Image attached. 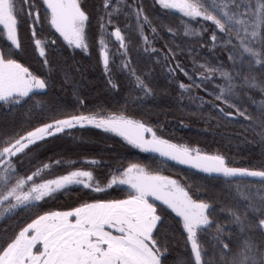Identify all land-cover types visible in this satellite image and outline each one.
I'll return each mask as SVG.
<instances>
[{
    "label": "snow or ice",
    "instance_id": "snow-or-ice-1",
    "mask_svg": "<svg viewBox=\"0 0 264 264\" xmlns=\"http://www.w3.org/2000/svg\"><path fill=\"white\" fill-rule=\"evenodd\" d=\"M170 10L209 24L208 29L203 24L182 28L185 34L210 32L208 43L200 47L225 49L226 62L215 56L214 64L196 58L193 64L201 71L195 72L180 61L184 53L179 45L161 40L156 47L160 32L173 34L158 19ZM45 23L65 50H97L106 85L116 96L123 90L117 75L128 77L123 103L90 105L72 66L61 68L48 58L56 40L41 35ZM22 26L29 30L44 71L35 70L22 55L27 52L20 40ZM133 51L147 61L139 65ZM253 65L264 69V0H152L151 5L146 0H0V114L25 113L24 123L0 125V264H264V186L253 190L232 183L264 181V160L259 167L233 166L223 153L158 135L163 125H151L144 114L137 117L138 107L133 110L155 95L149 85L159 68L179 90L181 103L191 93L189 106L202 118L212 119L203 115L206 105L225 120L243 118L260 130L264 143V71L255 73ZM180 74L189 82L179 79ZM56 75L62 87L71 86L72 101L38 98L53 90ZM253 90L262 97L256 116L245 105ZM88 126L117 134L137 149L216 174L228 186L218 198L203 185L164 174L152 162L101 167L102 157L88 160L87 168L75 166L83 160L69 164L51 156L38 169L26 167L50 151V141L73 139L74 132ZM61 167L62 174L52 178L40 175L42 169ZM73 186L83 190L80 195L47 206ZM122 186L126 192L117 191ZM233 189L243 203L222 204Z\"/></svg>",
    "mask_w": 264,
    "mask_h": 264
},
{
    "label": "trees",
    "instance_id": "trees-1",
    "mask_svg": "<svg viewBox=\"0 0 264 264\" xmlns=\"http://www.w3.org/2000/svg\"><path fill=\"white\" fill-rule=\"evenodd\" d=\"M146 3L151 5L152 0H146ZM149 12H153V8L149 7ZM175 10H170L166 18H160L162 24L166 28H172L173 34H166L160 32L155 46L161 47V40L171 42L172 44L179 45V51L184 53L179 57L183 65L191 68L195 72L201 71L199 67L194 66L193 61L200 58V62L211 61L215 56L217 59L226 62L224 55L225 49L220 48L215 52H211L210 47L201 48L200 45L208 43V36L210 32H193L185 34L182 28L183 24H191L193 28H199L203 24L204 29L210 27L209 24L195 23L191 18L185 19L181 14L175 13ZM179 31H176V30ZM42 36H47L56 40V46L49 52V59L55 61L61 68L65 66H72L75 76V81L78 82L82 88V94L87 96L90 105L95 104H114L117 100L123 103V97L128 91L129 79L125 74H118L117 79L123 85V90L119 96L113 94L107 87L105 77L103 74L102 66L98 61V53L95 48H92L89 53L81 50H76L74 53L69 49L65 50L63 42L58 38L54 30H50L45 23ZM114 42V37L110 38ZM151 39V36H149ZM20 40L26 53H22L24 59L35 70L44 71L45 66L42 64L41 58L38 55V50L33 51V42L26 26L20 28ZM191 50V51H190ZM211 52V55H210ZM134 60L139 65H143L147 61V57L142 55L138 56L135 51L132 52ZM23 62V61H22ZM119 62V61H117ZM247 70V62L244 65ZM253 71L259 73L264 71L258 66L253 65ZM179 79L189 82L180 74ZM59 75L55 76V86L45 97H38L40 99H47L49 96H54L57 99L62 98L65 102L72 101V88L70 85L61 86ZM221 83V81H216ZM154 89L155 95L145 97L144 103L134 106L139 108L137 117L144 114V119L151 125H163V131L158 132V135H164L165 138L173 136L182 138L179 142L189 143L192 147L199 146L202 150L211 152H220L229 156L234 162L233 166L237 167H259L261 160H264V143L261 142L259 136V129L250 128L248 123L243 119L225 120L223 116L213 111L209 106L203 107V115H211L212 119L207 121L202 118L201 112L189 106L188 96L185 95L184 102L177 98L179 90L173 83L165 76L163 72L157 69L156 73L151 77L149 85ZM198 95L203 96L206 100H213L212 96L207 95L203 91H198ZM252 100H245V105L248 107L249 114L256 116L259 114V106L261 102V94L253 90L251 92ZM219 103V101H216ZM231 110V109H226ZM25 113L23 109L16 110L14 113L0 114V125L9 126L12 124L24 123L23 117ZM183 121V125H181ZM219 121V123H217ZM73 139L61 137L52 140L48 144L50 151L42 152L39 157L32 161L29 171L40 168L41 164L48 163V157L53 159L62 157L67 163L71 164L72 161L83 160V163H77L76 167H90L87 163L88 160L101 157L105 161L101 167H108L117 162L124 163L127 166L128 161L135 163H148L152 162L154 166H159L164 170L166 175H176L178 177L187 178L188 183L195 182L197 186L203 185L209 190V194H216L219 198L220 193L228 186L226 182L218 177L216 174L204 173L202 170H197L192 166L183 165L169 158L161 157L159 153L144 151L135 148L134 146L127 145L123 142V138L114 133H104L102 130L93 126H88L84 130H77L72 134ZM63 168H56L54 170L42 169L40 175L43 178H52L55 175L62 174ZM241 185H250L252 189L264 186V181L259 178L254 179H241L233 181ZM83 190L73 186L70 193L58 195L54 200L48 202V207H55L57 204H65L70 202V197H76L81 194ZM118 192H126L127 189L121 187L117 189ZM238 202L243 203V198H236L233 189V195H225L221 200L222 204L235 206ZM241 210H243L241 208ZM214 230V229H213ZM180 249H174L177 254Z\"/></svg>",
    "mask_w": 264,
    "mask_h": 264
},
{
    "label": "water",
    "instance_id": "water-1",
    "mask_svg": "<svg viewBox=\"0 0 264 264\" xmlns=\"http://www.w3.org/2000/svg\"><path fill=\"white\" fill-rule=\"evenodd\" d=\"M58 35V34H57ZM123 188L127 189L126 186H122Z\"/></svg>",
    "mask_w": 264,
    "mask_h": 264
},
{
    "label": "rangeland",
    "instance_id": "rangeland-1",
    "mask_svg": "<svg viewBox=\"0 0 264 264\" xmlns=\"http://www.w3.org/2000/svg\"><path fill=\"white\" fill-rule=\"evenodd\" d=\"M148 135H150V134H148ZM193 148H195V147H193ZM150 151V150H149Z\"/></svg>",
    "mask_w": 264,
    "mask_h": 264
},
{
    "label": "flooded vegetation",
    "instance_id": "flooded-vegetation-1",
    "mask_svg": "<svg viewBox=\"0 0 264 264\" xmlns=\"http://www.w3.org/2000/svg\"><path fill=\"white\" fill-rule=\"evenodd\" d=\"M148 135V134H147Z\"/></svg>",
    "mask_w": 264,
    "mask_h": 264
}]
</instances>
